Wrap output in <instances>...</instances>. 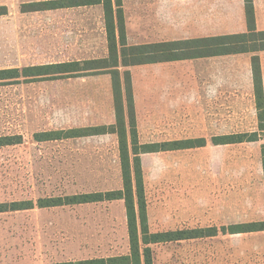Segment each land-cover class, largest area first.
I'll return each instance as SVG.
<instances>
[{
	"label": "rangeland",
	"instance_id": "374dc122",
	"mask_svg": "<svg viewBox=\"0 0 264 264\" xmlns=\"http://www.w3.org/2000/svg\"><path fill=\"white\" fill-rule=\"evenodd\" d=\"M36 1L44 0H0L5 6L0 69L108 55L102 5L23 12L25 2ZM157 2L163 0H123L129 44L146 38L139 10ZM187 2L177 0L182 10ZM48 78L0 82V137L21 136V143L0 146V204L28 202L31 207L0 212V264L124 255L129 238L123 200L39 207L40 198L122 187L117 134L35 138L37 132L115 123L112 75ZM195 103L193 116L178 117L173 124L140 114L141 144L182 140L164 136L171 126V134L206 139L202 147L141 155L148 225L151 232L209 226L219 232L153 244V264H264V231L222 230L264 220V132L258 141H213L214 136L258 131L255 100L248 91H222Z\"/></svg>",
	"mask_w": 264,
	"mask_h": 264
},
{
	"label": "trees",
	"instance_id": "16d2710c",
	"mask_svg": "<svg viewBox=\"0 0 264 264\" xmlns=\"http://www.w3.org/2000/svg\"><path fill=\"white\" fill-rule=\"evenodd\" d=\"M23 11L70 8L88 5H102L108 42L106 57L88 60H72L20 68L0 69V82L8 79H35L40 77H78L91 74L109 73L112 75L114 107L116 121L111 125L71 128L68 130H49L37 132V141H52L67 138L85 137L106 133L118 136L122 187L106 192L72 194L64 197L40 198L39 207L86 204L101 201L123 200L128 226L129 252L124 255L67 261L57 264H153L151 246L160 242L178 241L218 234L216 226L151 232L148 225L147 202L144 187L141 155L145 153L197 148L206 145L205 138H191L141 144L138 138L137 121L132 87L131 73L128 67L158 61H168L196 56L256 52L264 50V31L255 27L254 5L246 0V12L249 32L245 34L187 40L177 42H159L151 44H129L123 0H44L24 3ZM0 6V15L4 14ZM255 83V105L258 118V131L217 136L215 144H234L245 141H258L260 131L264 132V87L260 59L252 57ZM18 136H1L0 146L21 143ZM262 167L264 181V145L262 147ZM28 202L0 204V212L31 208ZM225 233L237 234L264 231V220L222 226Z\"/></svg>",
	"mask_w": 264,
	"mask_h": 264
},
{
	"label": "crops",
	"instance_id": "0c3cea01",
	"mask_svg": "<svg viewBox=\"0 0 264 264\" xmlns=\"http://www.w3.org/2000/svg\"><path fill=\"white\" fill-rule=\"evenodd\" d=\"M252 1L255 27L257 31H264V0ZM139 21L140 31L146 37L141 44L202 40L249 32L246 0H188L186 10L180 8L177 0H163L162 4L157 2L141 8ZM254 55L260 59L264 87V50L204 55L128 67L134 93L137 131L142 112L149 117H156L155 122L173 124L179 120L178 117L193 116L196 100L214 97L215 92L248 91L255 100ZM173 131L174 126H171L166 130L170 134L164 136L177 139L205 138L171 134Z\"/></svg>",
	"mask_w": 264,
	"mask_h": 264
}]
</instances>
